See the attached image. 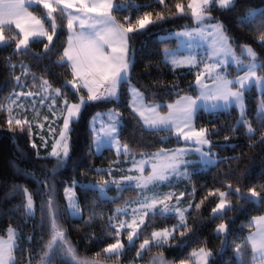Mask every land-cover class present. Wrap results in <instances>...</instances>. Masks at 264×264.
Returning <instances> with one entry per match:
<instances>
[{"label":"snow or ice","instance_id":"obj_1","mask_svg":"<svg viewBox=\"0 0 264 264\" xmlns=\"http://www.w3.org/2000/svg\"><path fill=\"white\" fill-rule=\"evenodd\" d=\"M153 3L168 7L166 0H149L144 4H139L136 0H0V45L7 46L14 43L16 53L29 54L32 43L43 42L46 39L47 43H44L42 52L30 53L37 61L43 60L45 57L50 59L52 55H55L53 51L54 37L58 30L63 27L62 22L67 20L68 46L64 48L55 61H52V64L60 67L67 65L72 79L67 80L62 88H53L48 79L37 77L35 73L31 72L28 65L21 62L20 67L23 72L20 76L15 77L17 84L26 83V78L31 76L33 87H36L37 91L11 94L17 98L40 97L39 103L41 105L51 100L52 103L48 105L51 111L56 107L57 99L65 95L64 88L71 86L77 94L87 90V96L79 95V99L75 103L69 102L66 97L62 102L61 116L58 119H63V127L59 130L56 146L49 153L50 157L56 159V166L52 169L53 174L70 155L71 124L78 120L88 104L119 99L120 88L123 83H128V91L131 97L129 107L135 116L139 117L137 123L142 121L140 125L142 130H165L186 143L196 145L195 151L200 154L204 163L215 164L218 162L217 159H213L215 154L211 152L212 142L209 139V136L216 134L218 130L215 126L211 128L200 127L199 129L195 127L197 110L201 107L198 101L211 102L212 109L238 108L239 118L236 120L232 131L235 132L239 127H244L246 134L251 139L255 135L256 129L253 128L252 122L246 119L247 109L244 101L245 92L254 86L262 94L255 114L257 127L264 128V60L260 59L250 45H237L222 21L217 20L215 23H208L215 19L211 15L214 7L221 11H227L235 7L236 0H189L186 6L179 2L176 3L175 12L169 10L168 16L161 12L147 10L141 14V8L151 9ZM33 6L42 8L43 11L37 14V12L30 10ZM121 10L129 11V15L123 17V22L118 21L113 15L114 12ZM133 11L136 13L134 21L132 18ZM189 12L195 27L172 35L186 37L189 41L199 37L208 42L207 47L200 58L192 54L179 57L175 54V50L164 49V62L170 65L173 70L180 67L191 69L203 64V68L195 76V85L199 90V95L195 97L180 96L174 103L167 104V112L161 114L165 105L154 101L146 102L145 93L140 92L130 83V72L135 56L132 41L136 35L144 33L151 26L174 16L188 15ZM258 15L264 17V9H248L244 14L237 17V23L243 26L256 22L257 29L264 28V19L256 21ZM13 25L18 31L13 29ZM6 33L8 34L6 35ZM257 40L258 43L264 44V33H261ZM237 47L239 52L236 50ZM231 65H235L236 70L242 71L243 75L229 79L231 73L227 69ZM11 67L14 68L15 65H11ZM206 80H211L212 83L209 85L205 83ZM12 103L15 105L17 100H13ZM3 107L0 105V111H3ZM65 109L66 113L64 112ZM12 111L13 109L10 108L7 120L9 130L19 129L23 132L27 128L31 135L29 120L16 118L11 115ZM33 111H35V107H33ZM53 115H55L54 112ZM100 115L97 113L93 120ZM44 119L47 120L48 117L45 116ZM122 126L121 114L109 110L108 121L100 129L102 136L96 134L93 143L97 150L108 144L115 147L118 154H132L133 165L134 167L139 166L138 170L141 174L139 176H124L120 180L101 178L95 183L89 181L82 185L73 181L71 187L65 188V198L68 201L66 211L73 217L83 218V211L77 203L76 193L73 191L77 186L85 192L88 190L98 192L100 199H112L107 197V189L112 184H115L121 192L131 187L133 183L142 193L151 190V195H143L142 199L126 201L124 207H118L113 215L107 217L105 222L107 235L114 238L115 242L108 244L101 253H97V256L103 254L109 258L112 256L119 258L127 248L135 246V241L148 227L149 222L155 220L157 215L165 219L176 218L177 223L172 225L171 229L154 230L148 238L143 240L136 252V256L142 259L143 253L151 247L168 245L172 239H175V232L178 229H184L180 232L181 237L191 231L187 223V213L192 207V203L190 202L188 208L180 207L181 197L187 193L182 192L179 196H175L171 192L162 195L158 191L166 182H170L171 177L188 175L186 168L183 173L180 169L190 162L183 158L185 152L188 151L186 148H178L172 151L160 149L152 154L140 153L141 156L149 155L154 161L151 163V172L145 176L143 174L144 165L148 161H136L130 145L120 141ZM55 131L52 129L49 134L54 135ZM259 139L261 143H264V132L261 133ZM228 140L229 137L225 136V146H228ZM205 145L209 146L208 151L203 150ZM32 147L35 148L36 145L33 144ZM95 171L99 174L103 170L96 169ZM28 174L31 175V173ZM106 175L110 176L111 171L109 170ZM225 175L230 176L232 173L229 170ZM258 187L259 191L257 186H253L245 192L241 187L233 188V185L228 183L225 191L219 189L210 191L200 203L195 204V208L199 210L209 197H218L219 202L212 208L211 218L223 217L228 211L240 207L241 201H264V183ZM13 191H21L20 186L13 185ZM52 191L55 189L53 188ZM22 194L25 201L22 205L16 206V210H23L26 222L28 218L35 215V205L33 194L27 188L22 189ZM231 196L236 197L237 203L235 205L230 199ZM173 200L176 203H172ZM131 204L137 206L129 210ZM41 216L40 227H43L44 221L47 219L50 225L51 238L43 246L44 251L40 256L39 264H50L53 259L57 258L62 259L64 264H99V261L96 260L89 261L79 258L76 248L66 238L65 230L57 221L58 209L55 207L54 198L49 197L46 209L44 206L41 207ZM98 216L103 219L102 214L95 211L94 202L92 213L86 223L92 222ZM120 216H130L131 220L118 219ZM117 220L118 223L115 222ZM253 225H255V230L250 231L240 243L235 244L233 251L237 264H264V215L253 217L249 222V228H252ZM18 227L14 228L9 225L5 230L6 239L4 236H0V264H17L15 253L19 249L18 241L21 239ZM124 231H127L126 243L122 242L121 239ZM215 232L218 236H223L220 249L223 251L228 243L229 224L219 223ZM93 238L95 237H90V239ZM20 250L29 253L27 264H32L34 257L31 255V250ZM212 256L211 250L202 247L198 251L194 250L189 255V259L195 258L197 264H211ZM152 264H168V261H166L163 253H160L153 257Z\"/></svg>","mask_w":264,"mask_h":264},{"label":"trees","instance_id":"obj_2","mask_svg":"<svg viewBox=\"0 0 264 264\" xmlns=\"http://www.w3.org/2000/svg\"><path fill=\"white\" fill-rule=\"evenodd\" d=\"M188 1L166 0L168 7L153 3L151 9L141 8L140 12L141 14L146 10L161 12L168 16L169 10L175 12L176 3L179 2L186 6ZM136 2L144 4L149 0H136ZM251 8L264 9V0H236L235 7L227 11H221L214 7L211 15L215 19L212 22L222 21L237 45L250 44L260 59L264 60V44L258 43L257 40L261 33H264V28L257 29L256 22L243 26L237 23V17ZM30 10L37 12V14L43 11L42 8L36 6ZM113 15L118 21L123 22V17L129 15V11L121 10L114 12ZM135 17L136 13L133 11V21ZM261 19L264 17L259 15L256 17V21ZM62 23L63 27L58 30L54 37L53 51L55 55H52L50 59L45 57L43 60L37 61L30 54L42 52L44 43H47L46 39L43 42L32 43L29 54L16 53L14 43L7 46L0 45V105L4 106L3 111H0V235H6L5 230L9 225L14 228L19 226L18 231L21 234V239L18 241L19 249L15 253L17 264H27L29 255L27 251L20 249L31 250V255L34 257L32 264L37 262L44 249L48 232L44 228L45 224L40 227L42 220L41 200L44 196L42 194L44 188L47 189L48 187H50L49 191L53 188L57 190V197L60 202V220L69 240L75 245L79 253L97 256V253H101L103 248L114 242V238L107 235L105 222L107 217L113 215L116 207L121 204L126 196L129 197L138 192L136 187H128L123 190V194L118 196H115L116 189L111 187L110 193L114 196L112 199H100L98 192L94 190L85 192L79 186L75 187L78 204L83 211L82 219L73 217L66 211L67 207L62 194L64 186L74 180L78 185H82L88 181L99 180L100 176L107 178L109 175L106 173L110 169L112 174H119L121 173L119 168L129 162L121 158L125 156L124 154L117 155L110 147H105L100 153L93 150L88 120L95 110L106 107H114L119 110L123 125L120 129L119 138L123 143L130 145L131 152L134 154L153 151L162 147H175L183 142L171 134L164 138L163 136L168 133L165 130H142L141 121L139 124L137 123L139 118L129 107V91L124 83L121 86L119 99L88 104L78 120L71 124L70 155L53 174L52 169L56 166V159L50 157L49 153L57 133L50 135L51 130L43 129L40 131L45 135L43 137L35 124H31V135L27 128L23 132L19 129L10 131L7 124L9 118L7 104L12 98H17L11 95L14 92H36L37 88L33 87L31 76L26 78V83L17 84L15 77L20 76L23 72L20 67L21 62L28 65L31 72L35 73L37 77L48 79L52 87L62 88L67 80L72 79L67 65L60 67L52 64V61L58 58L67 44V20L65 19ZM193 25L194 22L189 12L188 15L174 16L151 26L144 33L136 35L132 41L135 56L130 78L145 93L147 100L158 101L166 105L168 101L180 94L196 93V86L194 85L196 74L193 68L180 67L173 70L170 65L164 62V49L177 44L176 36L172 35L174 31ZM13 29L15 30V26ZM236 50L239 52L238 47ZM11 65H15V67L13 68ZM64 92V96L69 102L78 98V94L70 86L64 88ZM64 96L60 97L63 98ZM36 98L38 102L40 97ZM18 99L28 102L27 100L33 99V97H19ZM258 100L259 93L254 86L245 92L246 119H249L253 128L256 129L255 135L251 139L246 134L244 127H239L235 132L232 131L236 120L239 118V111L236 107L227 110L208 111L202 108L197 110L195 117L197 128L215 126L218 130L216 134L209 136L212 142L211 150L218 162L206 167L197 164L193 166V164L190 177L182 180L178 186L180 192L187 193L182 199L184 201L188 198L191 199L192 207L187 213V223L191 231L181 237L180 232L184 229H178L175 232V239H172L168 245L151 247L145 251L142 259L138 258L136 252L139 244L148 238L153 230L168 228L177 223V219L174 217L165 219L157 215L155 220L149 222L148 227L135 241V246L125 250L120 259L122 263L144 260L149 252L163 253L165 257L175 262H186L191 260L189 255L194 249L203 247L213 253L211 264H237L233 251L235 244L240 243L243 237L252 231L253 226L249 228V222L253 217L264 213V201H241L240 207L234 208L223 217L215 219L211 218V215L218 197H209L199 210L195 208V204L200 203L210 191L217 189L225 191L228 183H231L233 188L241 187L245 192L253 186H257V190H260L258 186L264 183V143L260 142L259 137L264 132V128L257 127L255 118ZM13 127L15 128L14 122ZM225 136L229 137L228 146H225ZM33 144L36 145L35 148L32 147ZM131 155L128 154L127 156ZM96 169L103 171L98 174ZM229 170L232 175H225ZM13 185L20 186L21 191L14 192ZM23 188H27L33 194L35 205V215L28 218L26 222L23 210H16V206L22 205L25 201L22 194ZM10 193L11 195H9ZM230 199L234 205L237 203L235 196H231ZM94 202L95 211L102 214L103 219L98 216L92 222L86 223L92 213ZM219 223L229 224L228 243L223 251H220L223 236H218L215 232ZM90 237L95 238L90 239ZM121 238L126 243L125 234ZM102 256L103 254L99 257ZM50 263L64 264L60 260H52Z\"/></svg>","mask_w":264,"mask_h":264},{"label":"rangeland","instance_id":"obj_3","mask_svg":"<svg viewBox=\"0 0 264 264\" xmlns=\"http://www.w3.org/2000/svg\"><path fill=\"white\" fill-rule=\"evenodd\" d=\"M189 2V1H188ZM187 2V3H188ZM216 21H209L208 23H215ZM193 27H195V25L191 26V27H186V28H183V29H179V30H176L174 31V33H177V32H180L182 30H190L192 29ZM177 44L173 47H167L166 49H172V50H175V54L179 57H184V56H187V55H196L197 58H200L202 57L206 47H207V43L206 41L200 39L199 37H196L192 40H188V38L186 37H177ZM181 41H183V43H181ZM189 44L191 45L189 47ZM250 45V44H248ZM251 46V45H250ZM252 47V46H251ZM195 71V74L197 72H199L202 68H203V64H201L199 67H192ZM228 72L231 73V75L228 77L229 79H233L235 76L237 75H243V72L242 71H237L236 68H235V65H231L228 67ZM259 74V73H258ZM71 80V79H69ZM130 83L135 86L140 92H142L140 90V88L136 85V83L130 78ZM205 83L207 84H211L212 81L211 80H206ZM127 89H128V83H125ZM194 85H195V81H194ZM196 86V85H195ZM71 87V86H70ZM53 88H56V87H53ZM256 88V87H255ZM257 89V88H256ZM258 90V93H259V100H258V105L262 99L261 97V92L259 89ZM37 91V89L35 90ZM79 95H84L85 97L87 96V90H83L82 92L78 93V98L76 100H73V101H70L71 103H75L78 101L79 99ZM185 95H188V96H192V97H195L197 95H199V90L197 89V86H196V93H183V94H180L178 96H176L174 99L168 101L166 103L169 104V103H174L176 100L179 99L180 96H185ZM27 98V97H25ZM65 99V96L62 98V97H59L57 99V102H56V107L53 108L51 111L49 110V107L48 105H50L52 103L51 100H48L46 101V103L44 105H41L39 103V100L38 102L36 101L37 98L36 97H33V99H28L26 102L25 100L23 99H18V98H12L10 100V102L7 104V110H8V117H9V109H13L11 115L15 116L16 118H19V119H27L29 120V122L31 124H35L36 128H38L37 130L40 132L41 130L43 129H46V130H52V129H55V133H57L56 137L54 138L53 142H52V148L50 150V153L53 151V148L54 146H56V143H57V140L59 139V130L60 128L63 127V119L62 118H59L61 116V110H62V102L63 100ZM131 99L130 97V94H129V100ZM13 100H17V103L14 105L12 103ZM146 102L148 103H151L153 101H149L147 100ZM154 102H157V103H160L158 101H154ZM198 103L201 105L200 108H202L203 110H217V109H212L211 108V102H205V101H198ZM162 108L161 110V114H164L167 112V107ZM33 107H35V111H33ZM218 109H221V108H218ZM238 109V108H237ZM109 110H114L115 112H119L118 109L114 108V107H106V108H102V109H97L95 110L89 117V120H88V126L90 128V131H91V138H92V147H93V150L96 152V153H100L105 147H110L114 150V152L119 155L116 151V148L113 147V146H110L108 144H105L101 149L97 150L96 148V145L93 143V140H94V136L96 134H99L102 136V133L100 132V129L103 127L104 124L107 123L108 121V114H109ZM239 111V109H238ZM53 112L55 113V115H53ZM64 112L66 113V109L64 110ZM97 113H100L101 115L99 117H97L95 120H93V117L96 116ZM120 113V112H119ZM47 116L48 119L45 120L44 117ZM139 118V117H138ZM61 122V123H60ZM142 123V121H141ZM40 125H43V127H40ZM196 127V126H195ZM197 128V127H196ZM94 129H95V132H94ZM199 129V128H197ZM26 130V128H25ZM37 131L38 134H40L39 132ZM43 135V137L45 136L43 133H41ZM170 133L168 132L167 134H165L163 137L166 138L167 136H169ZM172 135V134H171ZM120 139V138H119ZM182 140V139H181ZM121 141V140H120ZM183 141V140H182ZM122 142V141H121ZM123 143V142H122ZM197 146L192 144V143H186L185 141H183L180 145L178 146H175V147H162L160 149H164L166 151H172V150H175V149H178V148H186L188 149V151L185 152L184 154V160L190 162L188 164H186L185 166L181 167L180 171L181 173H183L185 171V168L187 169V173L188 175H177V176H173L170 178V182H166L163 186H161L158 191L163 195V194H167L169 192L171 193H174L175 196H179L180 192L179 189H178V186L180 184V182H182V180L184 179H188L190 177V174H191V166H196L199 165L201 167H206V166H209L211 164L209 163H204L201 159V156L198 152L195 151V148ZM160 149H157V150H153V151H148V152H143V153H146V154H152V153H156L158 150ZM203 150L204 151H208L209 150V146L208 145H205L203 146ZM211 152L213 153V151L211 150ZM122 154V153H121ZM123 160H126V161H129L127 165H124L123 167H120L119 170L121 173L119 174H112L110 176H107V178H103V176H100V179L103 178V179H108V180H111V179H115V180H120L121 177H124V176H139L141 173L140 171L138 170L139 166L137 165L136 167H134L133 165V155L131 156H123L121 157ZM213 159H217V157L214 155L213 156ZM135 160L136 161H141V160H145V161H148L144 167H145V171H144V175H148V173L151 172V163L154 162L152 161L151 157L149 155H145V156H141L140 154H135ZM111 171V169H110ZM99 180H94V181H91L93 183L99 181ZM75 181V180H74ZM89 182V181H88ZM86 182V183H88ZM85 183V184H86ZM73 184V181L72 183H68L64 186L63 188V191H62V194H63V197L65 199V205L67 207V204H68V201L66 200L65 198V188L66 187H71ZM135 187V184L133 183V185ZM166 186V187H164ZM115 188L117 193L115 196H118V195H121L123 194V191H119L117 189V186L115 184H112L108 189H107V197H114L112 193H110V188ZM50 189V187H48L47 189L44 188V191H43V199L41 200V207L44 206L45 209L47 207V200L49 199V197H52L54 198V201H55V207L58 209V216H57V221L58 223L62 226V228L65 230V228L63 227V224L60 220V202L58 200V197H57V190L55 191H52V190H48ZM73 191L75 192V188L73 189ZM76 193V192H75ZM184 193V192H183ZM152 192L151 190L146 192V193H142L140 189H138V192L132 196H126L123 201L121 202V204H119L116 209L118 207L122 208L125 206V202L126 201H134V200H138V199H142L143 195H151ZM184 197V196H183ZM183 197H181V200H180V207L181 208H188L189 207V204L191 202V199H186V201H184V199H182ZM219 200H217L216 203H218ZM77 203H78V200H77ZM172 203H176L175 200L172 201ZM216 205V204H215ZM137 205L136 204H131L129 206V210L133 207H136ZM215 207V206H214ZM115 209V210H116ZM69 213V212H68ZM261 215H264L261 214ZM260 216V215H258ZM256 217V216H255ZM42 218V216H41ZM118 219H128L129 221L131 220V217H124V216H120ZM137 219H139V216H137ZM116 223H118V220L115 221ZM44 228L47 230L48 232V239L47 241L45 242V244L49 241V239L51 238V232L49 231V222L47 221V219H45L44 221ZM172 226L168 227L169 229H171ZM163 229V228H162ZM155 230H160V229H155ZM255 230V225H253V229L252 231ZM154 231V230H153ZM66 232V231H65ZM123 234H125L126 236V242H127V231H124ZM1 236V235H0ZM5 237L6 239V235H2ZM66 238L69 240L67 234H66ZM122 239V238H121ZM70 241V240H69ZM71 242V241H70ZM115 242V241H114ZM112 242V243H114ZM123 242V240H122ZM142 243V242H141ZM140 243V244H141ZM71 244L75 247V245L71 242ZM139 244V245H140ZM76 248V247H75ZM200 248L198 249H194L196 251H198ZM206 249V248H205ZM193 250V251H194ZM44 251V249H43ZM42 251V253H43ZM77 251V249H76ZM192 251V252H193ZM42 253L40 254V256L42 255ZM145 253V252H144ZM143 253V255H144ZM77 254L79 256V258L81 260H89V261H92V260H96V261H99V264H125V263H122L120 261L121 257L117 258L115 256H112L111 258L103 255L102 257H99V256H88V255H85L83 253H79L77 251ZM160 253H155V252H149L147 254V256L145 257L144 260H139L137 262H134V263H127V264H152V260H153V257L155 256H158ZM40 256L39 258L37 259V262L35 264H39V260H40ZM165 257V256H164ZM166 261H168V264H197V261L195 260V258H192L191 260H188L186 262H175L167 257H165ZM53 260H60L61 262L64 263V261L62 259H53ZM50 264H53V263H50Z\"/></svg>","mask_w":264,"mask_h":264},{"label":"crops","instance_id":"obj_4","mask_svg":"<svg viewBox=\"0 0 264 264\" xmlns=\"http://www.w3.org/2000/svg\"><path fill=\"white\" fill-rule=\"evenodd\" d=\"M14 26V25H13ZM68 39H69V30H68V37H67V44H66V46L65 47H67L68 46ZM110 51V50H109Z\"/></svg>","mask_w":264,"mask_h":264},{"label":"water","instance_id":"obj_5","mask_svg":"<svg viewBox=\"0 0 264 264\" xmlns=\"http://www.w3.org/2000/svg\"><path fill=\"white\" fill-rule=\"evenodd\" d=\"M123 84H124V83H123ZM123 84H122V85H123ZM120 95H121V88H120ZM120 95H119V97H120Z\"/></svg>","mask_w":264,"mask_h":264}]
</instances>
